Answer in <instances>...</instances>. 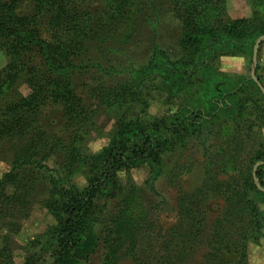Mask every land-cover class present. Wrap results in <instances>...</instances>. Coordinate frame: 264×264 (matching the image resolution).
I'll list each match as a JSON object with an SVG mask.
<instances>
[{"label": "rangeland", "instance_id": "rangeland-1", "mask_svg": "<svg viewBox=\"0 0 264 264\" xmlns=\"http://www.w3.org/2000/svg\"><path fill=\"white\" fill-rule=\"evenodd\" d=\"M189 5L18 0L0 36V264H264V0ZM89 192L55 256L68 198Z\"/></svg>", "mask_w": 264, "mask_h": 264}, {"label": "trees", "instance_id": "trees-1", "mask_svg": "<svg viewBox=\"0 0 264 264\" xmlns=\"http://www.w3.org/2000/svg\"><path fill=\"white\" fill-rule=\"evenodd\" d=\"M201 0H186V3H189L190 8H195L198 5H200ZM17 4L18 0H0V36H11L15 35L14 27L16 26L17 21H15V12L17 10ZM61 4V3H60ZM52 1L49 2V8H53ZM188 7V6H187ZM58 8V6H57ZM58 10V9H57ZM48 12V10H47ZM224 43L221 42V45L219 46V50L222 52H230L231 54H240L241 53V45L237 44V42L234 40L233 42L230 41L229 45H222ZM7 52L10 53V49H7ZM12 57H14L12 55ZM260 79V78H259ZM261 81V80H260ZM255 82V81H254ZM257 85V84H256ZM258 87V86H257ZM259 88V87H258ZM260 89V88H259ZM122 100V99H120ZM38 100L35 101L34 96H30L29 98L24 100V103L19 106V110H21L22 115L24 116L26 113L31 114L35 113L39 107ZM1 132V128H0ZM144 142L149 140V135L143 137ZM143 151V150H140ZM119 153H117L119 158H122V153L118 150ZM116 152L112 151L110 153V156L106 160V166H110V169L112 168V165L110 163L114 162L113 158L117 155H115ZM116 158V157H115ZM107 166V167H108ZM104 177L109 178V174H105ZM88 195V196H87ZM91 199L90 192L86 194H81L77 196H70L67 200V203L65 205V215L66 220L64 221V225L59 229L58 231V247L55 250V256L62 255L64 250L70 251L72 248V240L71 236L77 232L80 228V224L84 218V207L87 203V200ZM164 249L167 251L168 248L164 247ZM168 253V252H167ZM158 257H160V249L156 253ZM167 255V254H166ZM58 258V257H57ZM168 261H155L151 264H166ZM173 262H171L172 264ZM53 264H58V261H56ZM175 264V263H174Z\"/></svg>", "mask_w": 264, "mask_h": 264}, {"label": "water", "instance_id": "water-1", "mask_svg": "<svg viewBox=\"0 0 264 264\" xmlns=\"http://www.w3.org/2000/svg\"><path fill=\"white\" fill-rule=\"evenodd\" d=\"M263 41H264V35H262L261 37L258 38V40L256 41V44L254 46V51H253V67H252L251 76H252V79L257 84V86L260 88V90L264 94V85L260 81V79H259V77L257 76V73H256V66H257V60H258V50H259L260 44ZM260 164L261 163H258L257 166H259Z\"/></svg>", "mask_w": 264, "mask_h": 264}]
</instances>
